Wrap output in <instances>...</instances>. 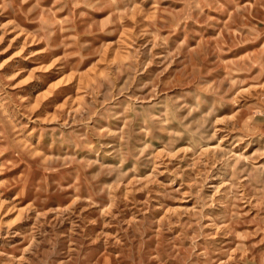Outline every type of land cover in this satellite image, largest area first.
<instances>
[{"label": "rangeland", "instance_id": "obj_1", "mask_svg": "<svg viewBox=\"0 0 264 264\" xmlns=\"http://www.w3.org/2000/svg\"><path fill=\"white\" fill-rule=\"evenodd\" d=\"M0 264H264V0H0Z\"/></svg>", "mask_w": 264, "mask_h": 264}]
</instances>
